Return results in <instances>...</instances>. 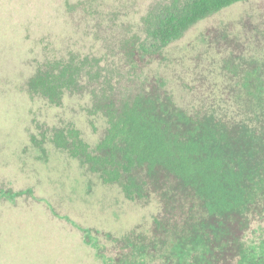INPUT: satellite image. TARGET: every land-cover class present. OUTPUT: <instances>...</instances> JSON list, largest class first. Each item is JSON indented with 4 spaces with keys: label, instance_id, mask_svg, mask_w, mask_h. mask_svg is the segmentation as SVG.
Here are the masks:
<instances>
[{
    "label": "rangeland",
    "instance_id": "1",
    "mask_svg": "<svg viewBox=\"0 0 264 264\" xmlns=\"http://www.w3.org/2000/svg\"><path fill=\"white\" fill-rule=\"evenodd\" d=\"M164 1L0 0V191L30 192L0 196V264H173L147 245L159 205L127 200L50 141L73 126L99 142L107 124L90 95L66 93L56 107L27 92L42 63L73 54L123 89L158 77L189 113L249 118L257 101L241 83L254 72L264 93V0L224 9L139 61L142 18ZM249 239H264V223Z\"/></svg>",
    "mask_w": 264,
    "mask_h": 264
},
{
    "label": "trees",
    "instance_id": "2",
    "mask_svg": "<svg viewBox=\"0 0 264 264\" xmlns=\"http://www.w3.org/2000/svg\"><path fill=\"white\" fill-rule=\"evenodd\" d=\"M247 1L159 3L142 18L148 48L142 44L132 53L139 61L159 54L199 22ZM98 66L71 54L42 63L28 79L29 96L56 107L66 93L89 94L90 112L106 120L94 147L68 126L52 131L55 148L127 200L155 201L160 212L147 245L170 263L264 264V239H249L253 225L264 223V93L258 74L247 73L241 83L258 109L236 119L185 111L158 77L123 89L101 76ZM25 193L0 196L14 200Z\"/></svg>",
    "mask_w": 264,
    "mask_h": 264
}]
</instances>
